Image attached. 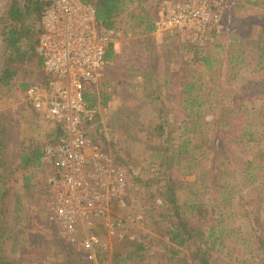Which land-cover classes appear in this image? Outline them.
I'll return each instance as SVG.
<instances>
[{
  "label": "rangeland",
  "instance_id": "obj_1",
  "mask_svg": "<svg viewBox=\"0 0 264 264\" xmlns=\"http://www.w3.org/2000/svg\"><path fill=\"white\" fill-rule=\"evenodd\" d=\"M164 1H129L113 28L121 33L114 44L116 57L109 59L100 83L89 89L93 104L100 111L93 138L126 172L131 183L126 205L116 207L112 215L114 221H123L119 233L110 236L100 224L96 228L110 247L99 251L93 264L191 263L189 256L195 244L179 248L181 253L174 257V246L161 232L171 220V206L164 194L168 176L164 178L165 170L153 156L151 145L156 140L149 134L156 123L164 120L169 122L164 134L169 137L164 140L178 138L184 128H190L193 116L184 95L189 82L195 83L194 93L203 95L202 121L207 123L209 131L204 149L211 158L218 152L219 164H212L210 159L201 160L204 162L195 166L193 174L188 172L186 162L183 168L175 164L169 175L179 182L194 181L197 171L198 175L211 179L193 198L185 183L181 184L177 190L179 204L200 201L213 208L217 217L220 211L228 215L223 224L230 233L226 239H218L216 251L211 253L213 264H264V246L258 243V236L264 231V140L256 139L233 151L225 145L224 133L220 136L212 129V124L215 126L224 118L225 113L221 114L219 108L223 104L241 113L246 110L241 115H249V128L253 131L258 132L264 123V0H234L224 21V32L206 45L182 43L174 37L155 38L153 30L143 33L150 19L154 21L158 17ZM9 2L0 0V71L4 49L2 22ZM205 57L211 59V66H207ZM41 73V69L29 70L17 83L0 91V171L12 187L7 196L11 223L8 232H0V248L3 246L9 255L14 247L10 236L17 237L20 243L14 257L22 253L30 256V264H65L57 242H68L48 220L50 170L43 164V157L28 165L22 160L23 152L43 153L54 132L26 101V90L19 88L25 79L34 78L31 84L38 81ZM254 158L257 169L253 182L250 176L243 175V166ZM223 159L228 160L230 173L221 167ZM210 169H223L224 178L209 173ZM217 183L231 189L234 195L230 200L218 201V190L213 189ZM220 204L219 210L216 205ZM246 210L251 212L250 217L245 215ZM138 215L141 219L136 220ZM214 224L212 214L199 223L206 233L198 238L202 248L209 246L208 234ZM134 242H142L148 249L126 259L125 251L135 250ZM119 252L121 255L116 259ZM99 253L103 254L101 258ZM80 264L84 263L80 261Z\"/></svg>",
  "mask_w": 264,
  "mask_h": 264
},
{
  "label": "built area",
  "instance_id": "obj_2",
  "mask_svg": "<svg viewBox=\"0 0 264 264\" xmlns=\"http://www.w3.org/2000/svg\"><path fill=\"white\" fill-rule=\"evenodd\" d=\"M233 5L234 0H165L153 35L213 43L224 32ZM42 25L38 53L43 79L28 87L25 99L54 131L43 151V164L50 170L48 220L94 262L99 251L110 247L96 228L100 224L110 236L119 233L123 221L112 215L126 205L131 188L126 172L95 142L92 133L100 111L86 100L87 89L103 79L109 47L121 33L99 29L90 0H53Z\"/></svg>",
  "mask_w": 264,
  "mask_h": 264
},
{
  "label": "trees",
  "instance_id": "obj_3",
  "mask_svg": "<svg viewBox=\"0 0 264 264\" xmlns=\"http://www.w3.org/2000/svg\"><path fill=\"white\" fill-rule=\"evenodd\" d=\"M90 1H92L96 6L99 29L106 30L116 27L117 17L124 12V10H126V7L131 0ZM52 2L53 0H10L7 13L5 14L2 22L3 27L1 35L4 43V49L2 68L0 71V91H5L7 87L17 83V81L21 80L25 73L29 70L36 71L41 69V78L38 81L43 79V59L38 53V45L41 33L43 32V13ZM153 23L154 21L150 19V24L147 25L145 30H143V33H150L153 30ZM115 57L116 54L114 44H111L108 50V59H113ZM205 61L207 66L212 65L210 58L205 57ZM33 80L34 78L23 80L19 83V88L21 90H27ZM89 89H91V87L87 89L86 100L93 104L94 101L91 97ZM195 89L196 86L193 82L187 83L184 88L186 106L189 108L190 114L193 116V120L190 121V128H188L189 126L184 128L181 136L178 138L175 137L173 139L168 138L164 140L166 136L169 137V135H164L165 129L169 123L164 120L156 123L153 131L151 133L149 132V134H153V140H156V142L151 145L153 156L159 159L160 167L165 170L164 178L168 176L166 177V189L164 194L165 200L170 204L172 212H170L169 217H171V220L168 221V226L165 228V231L162 230L161 232H163L164 236L168 237L170 243L174 246L172 255L174 257L177 255L179 256L181 253L179 248H189L191 244H195V247L191 250L189 256L191 260L190 264H213V257L211 253L216 251L218 239H226L230 233L225 230L224 227L226 226L223 224L224 221L227 220L228 215H226L225 212L220 211V214L217 217L215 211L212 212L213 208L209 209L207 205H204V203L200 201H188L181 206L177 199V190L181 184L185 183L191 193L190 197L193 198L198 190L205 189L207 187V184L205 183L206 181H210L211 183V179L207 177L205 178L204 175H198V171L196 173L197 177L195 180L189 182H179L172 175H169V172H171V169L175 164H181L179 166L180 168H183V162H186L189 167L188 172L191 174L195 172V166L199 165L200 162H204L201 160L210 159L209 161H211L212 164H219L218 152H215L214 157L211 158L210 153L204 149L207 144H203L207 143L209 140V131L208 128H206L207 123H203L202 121L204 112L202 109L203 103L200 101L203 95H201L200 92L194 93ZM219 106L221 114L225 113V115L220 122L215 123V126L212 124V129L213 132H216V134H219L220 136L222 132L224 133L225 138L227 139L225 145L229 147V150H240L241 147L249 145L256 139H258L259 142L264 140V123L259 128L260 132L255 130L253 131L249 128V115H241L246 110L241 113L240 111H236L234 108L227 109L224 104ZM161 113L162 112H160V114ZM164 142H166L168 146L165 145ZM42 157V152L37 153L34 151V153L31 154L23 152L22 154L24 165H28L32 161H39ZM254 161H256L255 158L249 159L247 165L245 167L243 166V175L246 177L250 176L249 178H251L253 182L255 180L253 177H255L257 169L254 167ZM227 162L228 160L223 159V164L221 165V167H224V170L226 171H228L227 169L229 166V163L226 164ZM224 170L210 169L208 172L218 176L220 179L224 178L221 175ZM1 172L2 171H0V232L5 233L8 232L12 217V214L10 215L11 205L7 199V196H9L12 191V187L10 186L8 179H6ZM166 172L168 174H166ZM214 183H216V181ZM195 187L197 188L195 189ZM219 188L225 190L220 191ZM213 189L218 190L219 202H221V200H230L234 195L231 189H227V187H224L223 184H213ZM216 207L220 210L221 204L216 205ZM211 214L213 215V219H215L216 224L212 225L210 229L211 232L208 234L210 239L209 246L202 248L198 243V238L200 235H206V233H204L203 229L199 226V223L203 219H208ZM245 215L250 217L251 212L246 210ZM165 216L167 217V215ZM163 220L165 221V219ZM156 222L157 221H155V223ZM218 228L221 229L219 230ZM10 239L13 240L12 242L14 247L12 246L9 255L5 253L3 246L2 249L0 248V264H30V262H28L30 256L22 253H20L18 257L13 256L15 255L14 250L20 243V240H18L17 237L11 238V236ZM258 241L263 248L264 231L260 232ZM57 243L62 248L61 250L63 252L62 254L65 264L73 261L77 264H80V261L84 264L94 263L88 258L86 252L78 250L76 247L66 242ZM133 245L135 250L125 251L128 254L126 259L130 256L134 258V255L148 249V247H146L142 242H134ZM102 255L103 254L99 253L100 258ZM120 255V252L116 253L115 258L118 259ZM186 257L187 255L184 258ZM101 261L103 260L101 259Z\"/></svg>",
  "mask_w": 264,
  "mask_h": 264
}]
</instances>
